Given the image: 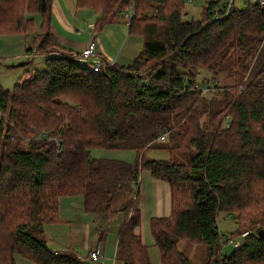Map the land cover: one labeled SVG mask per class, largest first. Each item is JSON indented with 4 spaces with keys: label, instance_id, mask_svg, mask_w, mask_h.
Listing matches in <instances>:
<instances>
[{
    "label": "trees",
    "instance_id": "obj_1",
    "mask_svg": "<svg viewBox=\"0 0 264 264\" xmlns=\"http://www.w3.org/2000/svg\"><path fill=\"white\" fill-rule=\"evenodd\" d=\"M52 3L0 0V35L33 32L39 15L40 32L25 51L47 55L43 69L24 70L11 90L0 85V264H17L15 255L37 264L90 263L46 245L43 227L59 222L62 196H81L83 209L105 221L124 212L117 259L151 264L134 232L138 193L128 200L142 171L170 187L169 215L149 219L160 264H193L179 240L206 245L204 264H264V3L221 13L209 1L198 19H185V0H75L99 15L95 31L134 3L128 33L143 38L141 52L128 68L98 53L99 71L52 50L60 48ZM202 67L213 76L224 71L232 84L201 95ZM95 147L134 150L137 158L94 157ZM148 149L181 157L148 158ZM119 195L128 197L115 210ZM221 212L235 214L234 237L247 232L228 255L221 253Z\"/></svg>",
    "mask_w": 264,
    "mask_h": 264
},
{
    "label": "rangeland",
    "instance_id": "obj_2",
    "mask_svg": "<svg viewBox=\"0 0 264 264\" xmlns=\"http://www.w3.org/2000/svg\"><path fill=\"white\" fill-rule=\"evenodd\" d=\"M206 0H192V1H185L184 4V10L187 12V14H184L183 17L185 19H198L200 17V13L202 10V7L204 5ZM237 7L244 6V3L241 1H236ZM74 11L73 6L68 7V15L70 16V19H74L72 12ZM92 14V10H88ZM34 18L36 21L40 20L39 15H34ZM99 19V16L95 18L94 16L86 18V22L84 24H77L74 23L75 26H80L79 33H75L74 26L72 27V33H70L71 36H75L78 39H87L89 37V33H92L91 35L94 36L95 39L100 41L104 48L107 50V52L110 54V56L114 59L115 63L120 66H124L126 68L133 65L135 58L138 56V54L142 50V44H143V38L139 34H129L128 33V25L126 24L125 20L122 19L120 15L116 16L115 19L110 22L106 23L102 26L101 29L92 30L94 24ZM73 22V21H72ZM40 24V23H39ZM39 24L35 25V30L33 32L27 33L25 37L32 36L34 38L35 35H38L39 30ZM32 38V39H33ZM32 40L31 37H28V44L31 45ZM58 48V49H57ZM61 51L59 47H53L52 50ZM44 53H39L37 55H33V53H30L29 55H26V51L24 48L23 38L19 36V34H7V35H0V58L3 60L0 64V85L2 88L11 90L13 86L20 81V77L23 75L24 70H41L45 66V60L47 58V55ZM22 63H28L26 66H23ZM212 71L207 68H200L199 74L196 76V82L206 88V96L209 97L213 94L214 91H209L212 88L218 87H228L232 84V80L226 76L224 71L216 70L215 75H212ZM203 81L205 82L203 84ZM226 122V121H225ZM226 124V123H225ZM27 143L22 142L20 144L21 147H26ZM90 155L98 158H107V159H115V160H122L125 162H134V160L137 158L136 151L134 150H110L105 148H92L90 150ZM146 156L148 158H155V159H161V160H167L169 158H172L173 160H178L181 156L175 152L170 153L167 150H160V149H148L146 151ZM146 175L145 171L141 172L142 176ZM130 190V189H129ZM137 191V192H136ZM138 193V199L136 200V205H139L140 202V193L138 192L137 182L133 183V193L129 194L128 200L129 202H132L134 200V194ZM125 195H119L113 202L112 208L118 209L119 205L122 201L126 200ZM68 197H77V196H68ZM68 197H62L64 203L61 202V211L64 216H69L70 218L73 217L74 211H76L74 204L71 206L68 201L66 200ZM80 196H78L79 198ZM66 207V208H65ZM150 213L145 212L144 217L149 218ZM123 213L119 212L117 219L113 222V225L110 226L108 229V244H107V250L105 255L107 256H113L114 255V248L116 244V237H117V228H118V221L121 219ZM63 216V217H64ZM217 223L220 229L221 234V252L224 255L230 254V252L241 245V241L243 240L242 234H246L247 232H243L241 235L233 236L232 233L237 228V221L235 219V214L227 215L224 214V212H221L218 214L217 217ZM94 225V224H93ZM99 227V231L96 232L92 230L90 233V237L87 238L88 245L87 248H84L82 244H77L76 250H78L81 254H86L88 248L91 251V247H95L99 245L101 234L104 233V227ZM49 227V226H48ZM95 227V225H94ZM49 228H56V230H51V237H53L52 234H56L57 236H60L61 238H57L56 243H51V241H46L47 247L50 248H58L69 245L68 242V232L69 226H50ZM257 228V227H256ZM256 229H253L252 232H256ZM260 230V229H259ZM49 232V233H50ZM98 233L100 235H98ZM230 235L233 239V243L227 242L226 238L227 235ZM147 236L149 239L148 242V252L151 258L152 263L157 262L160 264L159 260V253L157 246L154 244L153 238L149 232V228L147 226ZM55 237V236H54ZM49 243V244H48ZM50 245V247H49ZM177 247L185 253V255L190 259V261L193 264H204L208 255V247L204 244H194L189 243L187 241L179 240L177 242ZM89 251V252H90ZM15 262L17 264H20V259H23L24 264H37L33 261L26 260L24 257L20 255H15ZM100 262H103V264H111V261H106L104 259H101L98 262H90L89 264H99Z\"/></svg>",
    "mask_w": 264,
    "mask_h": 264
},
{
    "label": "crops",
    "instance_id": "obj_3",
    "mask_svg": "<svg viewBox=\"0 0 264 264\" xmlns=\"http://www.w3.org/2000/svg\"><path fill=\"white\" fill-rule=\"evenodd\" d=\"M70 6H73L74 8V11L72 12L74 19H70V16L68 15V7ZM88 10L91 9L76 8L75 0H53L52 3L53 18L51 23V32L60 45L59 49L61 51H68V50L80 51L89 40L94 39L96 41L97 52L108 61L115 62L114 59L110 56V54L107 52V50L104 48L102 43L97 39H95L93 35H91L92 33H89V37H87V39H82V38L78 39L77 37L70 35V33H72L71 25L74 26L75 33L77 34L79 33L80 26L77 27L75 26L74 23L84 24V22H86V18L91 16H94L95 18L97 17L98 14L94 13L93 11L91 14L90 11ZM33 19L35 25L37 26L40 23V20L36 21L34 15H33ZM26 35L19 34V36L23 38L24 48L30 46V44H28V37H31V40L33 38L32 36L25 37ZM30 53L26 52V55H29ZM33 55L35 56L37 55V53H33ZM145 172L146 175L138 178V183H137L138 192L140 193V202L139 205L137 206L140 209L141 220H140V225L134 229V232L135 234L140 235L142 242L146 246H148L147 240L149 239V237L147 236V226L149 228V219L151 217L168 216L170 213V187L167 182L154 179L149 175L147 171ZM140 175L141 173L139 174V176ZM62 197H68V196H62ZM62 197L59 198V222L45 225L43 227V233L45 236V241H51V243H56L55 239L61 237L57 236L56 234H52L53 237H51L50 235L52 232L50 231L52 229L56 230V228H49V227L56 225L59 226L60 228L63 225L69 226V229L67 230L69 240L67 243L70 244L64 245L60 247V249L56 247L50 249L52 251H57L62 254L73 253L78 257H80L81 259H86L91 262V260H89L88 258L90 248H88L86 254H81L78 250H76L77 248L76 245L82 244L84 248H87L88 245L87 238L90 237L91 231L94 230L96 234V232L99 231V227H102L101 225H103L105 229H104V233L101 234L99 245L95 247H91V250L98 248L102 253L103 256L102 259L106 261H111V264H122V262L116 257V244L114 248L115 249L114 255L113 256L111 255L110 257L105 255L108 244V235L106 234V232L108 231L110 226L113 225V222L117 219L119 212L111 220L105 221L103 220V217L99 213L86 212L83 209V200L81 196L79 198L78 196L76 198L68 197L66 200L71 206H73V203H75L73 207H75L76 209V211H74L73 213V217L70 218L69 216H64L62 214L60 203L65 202L63 201ZM145 212L150 213L149 218L144 217ZM122 213L123 215L121 219L118 221L119 223L117 230L119 229L121 222L125 218L124 212ZM93 224L95 225V227ZM98 235L100 234L98 233ZM149 259L151 264H158L157 262L152 263L150 255H149ZM22 260L23 259L19 260L20 264L25 263ZM99 264H103V262H100Z\"/></svg>",
    "mask_w": 264,
    "mask_h": 264
},
{
    "label": "built area",
    "instance_id": "obj_4",
    "mask_svg": "<svg viewBox=\"0 0 264 264\" xmlns=\"http://www.w3.org/2000/svg\"><path fill=\"white\" fill-rule=\"evenodd\" d=\"M185 1H192V0H185ZM209 1H217L220 4L221 13H227L229 9H231L232 7H237L236 1H241L244 4L248 2H259L260 4L264 3V0H206L203 7L208 6ZM134 13H135L134 3H130L127 7L120 10L119 15L122 17V19L125 20L126 24H129L131 18L134 16ZM217 14H219V12H217ZM55 54L69 57L70 59L77 62L80 67L83 68H88L93 71H99L101 69V58L98 57L96 41L94 39L89 40L80 51H58L55 52ZM195 87H197V89L201 91V95L205 94L206 92L205 87H202L198 84H196ZM1 118L2 116L0 114V119ZM226 124L228 123L226 122ZM165 135L166 133H163L162 135L159 136V139H164ZM244 235L245 234H242V236ZM226 240L229 243L234 242L230 235H227ZM88 258L89 260H91V262H98L103 258V256L100 250L98 248H95L89 252Z\"/></svg>",
    "mask_w": 264,
    "mask_h": 264
},
{
    "label": "water",
    "instance_id": "obj_5",
    "mask_svg": "<svg viewBox=\"0 0 264 264\" xmlns=\"http://www.w3.org/2000/svg\"><path fill=\"white\" fill-rule=\"evenodd\" d=\"M263 232H264V230H263V229H260V230L258 231V235H259V236H263Z\"/></svg>",
    "mask_w": 264,
    "mask_h": 264
}]
</instances>
